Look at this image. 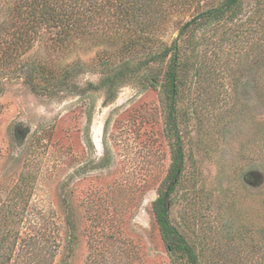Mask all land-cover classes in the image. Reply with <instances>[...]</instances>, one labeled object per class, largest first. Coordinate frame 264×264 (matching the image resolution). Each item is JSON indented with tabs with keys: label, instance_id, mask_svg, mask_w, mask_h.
I'll return each mask as SVG.
<instances>
[{
	"label": "rangeland",
	"instance_id": "374dc122",
	"mask_svg": "<svg viewBox=\"0 0 264 264\" xmlns=\"http://www.w3.org/2000/svg\"><path fill=\"white\" fill-rule=\"evenodd\" d=\"M219 1L157 13V47ZM255 1L232 22L189 33L207 70L187 76L178 101L186 161L170 218L204 247L206 264H264V0L253 13ZM6 9L0 0V16ZM99 15L77 40L46 31L0 66V238L10 247L2 264H172L153 212L172 161L168 60L105 103L112 90L94 86L105 61L122 64L128 37ZM27 59L46 74H24Z\"/></svg>",
	"mask_w": 264,
	"mask_h": 264
},
{
	"label": "trees",
	"instance_id": "16d2710c",
	"mask_svg": "<svg viewBox=\"0 0 264 264\" xmlns=\"http://www.w3.org/2000/svg\"><path fill=\"white\" fill-rule=\"evenodd\" d=\"M194 1L197 0H84L79 3L78 0H6L7 9L0 16V66L8 65L11 60L16 61L28 53L34 42L41 40L46 31L54 32L52 38L57 42L77 40L89 32L87 25L94 23L97 14H100L101 21L104 19V24L116 29L124 28L122 35L128 38L123 45L125 54L122 64L110 68L112 65L108 60L105 61L108 68L104 69L103 74L107 75L98 86H94L112 90L105 103L115 98L117 88L126 81L138 80L141 74L151 71L152 64L168 60L162 84L167 96L166 125L172 142V161L166 177L167 184L153 202V212L172 264H206L207 260L204 247L198 248L196 242L180 231L170 218L173 194L183 181L186 161L179 131L178 101L181 90L186 86L187 76L206 74L207 70L206 61L198 64L194 59L198 56L195 50L200 41L195 34L192 36L189 33L203 25H225L246 13L243 10L245 0H220L187 21L171 45L158 48L154 28L156 14L159 13L161 18L168 17L169 6L183 8ZM255 2L253 13H256V6L260 5V0ZM84 8L90 14L86 20H83L82 15L86 13L83 12ZM187 37L190 39L187 40ZM139 52L143 56L134 61ZM260 53H264V43L261 44ZM20 69L24 74H46L44 67L29 59L23 61ZM68 73L69 69L63 72ZM44 79L47 80L46 76ZM149 82L154 85L158 80L152 76ZM6 239L4 234L0 238V264L1 261H8V257L5 259L2 256L7 253L6 249H10L5 243Z\"/></svg>",
	"mask_w": 264,
	"mask_h": 264
}]
</instances>
